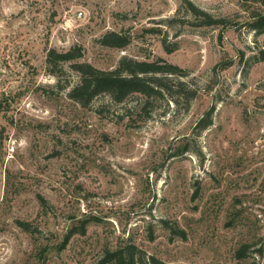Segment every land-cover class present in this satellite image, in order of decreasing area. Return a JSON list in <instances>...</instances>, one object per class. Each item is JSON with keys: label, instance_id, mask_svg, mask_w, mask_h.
<instances>
[{"label": "rangeland", "instance_id": "rangeland-1", "mask_svg": "<svg viewBox=\"0 0 264 264\" xmlns=\"http://www.w3.org/2000/svg\"><path fill=\"white\" fill-rule=\"evenodd\" d=\"M191 4L225 22L206 25ZM263 10L0 0V264H94L127 244L167 264H264V32L250 26ZM109 32L129 45L104 46ZM75 47L100 70L127 56L183 75L150 99L84 108L68 96L74 62L47 61Z\"/></svg>", "mask_w": 264, "mask_h": 264}, {"label": "trees", "instance_id": "trees-1", "mask_svg": "<svg viewBox=\"0 0 264 264\" xmlns=\"http://www.w3.org/2000/svg\"><path fill=\"white\" fill-rule=\"evenodd\" d=\"M264 6V0H260ZM196 15L204 16L206 25H214L225 22L224 20L213 19L207 13L190 5ZM256 33L264 32V10L255 11L250 23ZM107 47L123 49L130 43V37L116 32L107 33L101 40ZM168 51H171L168 49ZM83 57L81 47H75L66 52H58L51 49L48 52L47 61L53 69H57L60 63L74 62L72 68L80 74V81L71 88L68 96L70 99L87 108L91 102L100 95H108L115 102L122 103L133 95L139 94L150 99L161 93L167 86L165 81L169 75H183V71L177 65L163 59L156 61H139L123 56L114 70H100L89 63H77ZM56 71V70H54ZM20 226L28 230V224L19 222ZM82 229L85 230L84 223ZM82 233H84L82 231ZM67 237L63 247L68 243ZM249 245H243L236 256L244 258ZM94 264H167L162 259L148 255L135 244H127L115 250L105 249V252ZM255 264V263H252Z\"/></svg>", "mask_w": 264, "mask_h": 264}, {"label": "built area", "instance_id": "built-area-1", "mask_svg": "<svg viewBox=\"0 0 264 264\" xmlns=\"http://www.w3.org/2000/svg\"><path fill=\"white\" fill-rule=\"evenodd\" d=\"M81 16H82V14H81V13H79V14H78V17H81Z\"/></svg>", "mask_w": 264, "mask_h": 264}]
</instances>
